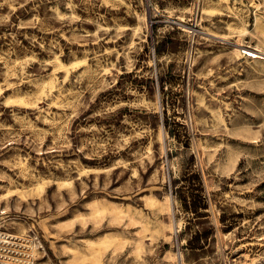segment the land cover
Returning a JSON list of instances; mask_svg holds the SVG:
<instances>
[{"label":"rangeland","instance_id":"1","mask_svg":"<svg viewBox=\"0 0 264 264\" xmlns=\"http://www.w3.org/2000/svg\"><path fill=\"white\" fill-rule=\"evenodd\" d=\"M264 0H0V264L264 263Z\"/></svg>","mask_w":264,"mask_h":264},{"label":"bare ground","instance_id":"2","mask_svg":"<svg viewBox=\"0 0 264 264\" xmlns=\"http://www.w3.org/2000/svg\"><path fill=\"white\" fill-rule=\"evenodd\" d=\"M244 52L247 53L250 56H253V57H264V55L262 53L258 52L256 49H247V48H245ZM263 238H264V236H262L260 239H263ZM257 263H260V262L255 257H251V258L246 257L241 262V264H257Z\"/></svg>","mask_w":264,"mask_h":264}]
</instances>
